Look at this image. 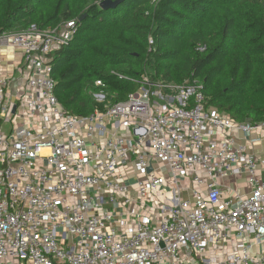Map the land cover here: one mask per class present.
<instances>
[{
  "label": "built area",
  "instance_id": "built-area-1",
  "mask_svg": "<svg viewBox=\"0 0 264 264\" xmlns=\"http://www.w3.org/2000/svg\"><path fill=\"white\" fill-rule=\"evenodd\" d=\"M77 32L0 36L23 53L19 78L0 65V264H264V120L207 108L198 80L147 76L126 101L71 115L53 62Z\"/></svg>",
  "mask_w": 264,
  "mask_h": 264
},
{
  "label": "trees",
  "instance_id": "trees-1",
  "mask_svg": "<svg viewBox=\"0 0 264 264\" xmlns=\"http://www.w3.org/2000/svg\"><path fill=\"white\" fill-rule=\"evenodd\" d=\"M72 1L0 0V36L17 24L45 30L70 21ZM88 12L54 55L56 95L69 114L126 101L150 75L154 83L198 80L207 108L240 123L264 120V0H124ZM99 80L104 102L90 94Z\"/></svg>",
  "mask_w": 264,
  "mask_h": 264
},
{
  "label": "crops",
  "instance_id": "crops-1",
  "mask_svg": "<svg viewBox=\"0 0 264 264\" xmlns=\"http://www.w3.org/2000/svg\"><path fill=\"white\" fill-rule=\"evenodd\" d=\"M6 34L11 35V31L6 32ZM23 61V53L19 48L11 46L9 43L2 44L0 41V65L2 67L3 73L5 76L10 79H17L20 77L19 72L21 71L22 62ZM23 78V77H22ZM17 86L14 87L12 93L16 94ZM11 91L9 94V100H14V96ZM5 131L9 130L8 126L4 127ZM245 143V141H242ZM253 151L257 153V155L264 156V142L260 145H256L252 148ZM227 185H231L233 187L240 188L244 192L247 191L246 183L241 180L237 183V181L231 177L226 181Z\"/></svg>",
  "mask_w": 264,
  "mask_h": 264
},
{
  "label": "rangeland",
  "instance_id": "rangeland-1",
  "mask_svg": "<svg viewBox=\"0 0 264 264\" xmlns=\"http://www.w3.org/2000/svg\"><path fill=\"white\" fill-rule=\"evenodd\" d=\"M103 1L105 0H73L70 4V7H71V13H72V20L70 21H73L74 23H81V17L82 16H86L88 15V9L90 7V5L92 6L93 4H97V5H100ZM113 1H116V0H113ZM158 2V0H156V3ZM146 9L145 7L139 9V10H144ZM26 19V18H25ZM22 24H17L15 26V28H13V30L11 31L12 34H20L22 31H24V29H22ZM90 27H93V26H90ZM78 28V26H77ZM79 29V28H78ZM147 77H150L147 76ZM95 88H97V91H93V92H90V94L94 93V98L97 99L95 96L98 95L99 93H103L102 90H100L101 88L98 87L95 83L94 85ZM92 90H94V88H92ZM104 94V93H103ZM106 98V96H105ZM105 101V100H104ZM103 101V102H104Z\"/></svg>",
  "mask_w": 264,
  "mask_h": 264
},
{
  "label": "water",
  "instance_id": "water-1",
  "mask_svg": "<svg viewBox=\"0 0 264 264\" xmlns=\"http://www.w3.org/2000/svg\"><path fill=\"white\" fill-rule=\"evenodd\" d=\"M124 0H105L100 4V7L102 10H110V9H114L115 7H117L120 3H122ZM85 16H83L81 18V22L84 21ZM15 110V109H14Z\"/></svg>",
  "mask_w": 264,
  "mask_h": 264
}]
</instances>
